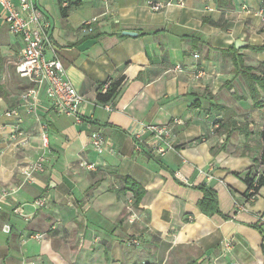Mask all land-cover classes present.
<instances>
[{"label": "crops", "instance_id": "0c3cea01", "mask_svg": "<svg viewBox=\"0 0 264 264\" xmlns=\"http://www.w3.org/2000/svg\"><path fill=\"white\" fill-rule=\"evenodd\" d=\"M34 2L50 25L47 57H59L86 103L79 120L56 114L41 88L30 107L22 95L31 83L14 70L23 44L0 17V264H264V186L247 198L242 179L262 169L264 104H254L263 92L255 84L251 95L231 58L261 76L264 0H184L160 11L146 0H63L65 17L58 0ZM120 75L108 111L97 87ZM142 123L168 126L172 147L156 153L163 146L150 133L135 141ZM43 127L48 159L29 180L22 169L45 151ZM98 130L109 142L101 153L90 146ZM123 177L143 188L137 204ZM200 186L215 191L219 213L199 209ZM44 196L28 223L11 214L20 205L32 213Z\"/></svg>", "mask_w": 264, "mask_h": 264}, {"label": "built area", "instance_id": "2783aa9c", "mask_svg": "<svg viewBox=\"0 0 264 264\" xmlns=\"http://www.w3.org/2000/svg\"><path fill=\"white\" fill-rule=\"evenodd\" d=\"M107 2L109 0H102ZM184 0H146V3L152 11H160L170 5H182ZM0 17L7 24L10 33L21 38L23 48L21 55L14 64L15 72L23 78H26L31 87L27 88L22 98L30 107H34L39 101V90L42 88L46 98L48 99L52 111L60 115L74 116L79 120V115L82 112V107L86 103L85 97L77 91L68 79L65 73L63 64L58 56L52 55L47 57V51H53L54 44L51 36L50 25L44 18L40 8L35 4L34 0H17L14 4L13 0H0ZM89 24V23H87ZM197 57L196 54H194ZM108 83L100 88L103 93L106 91ZM103 107L112 111L114 108L110 104H103ZM7 116H17L16 110L6 111ZM15 129L13 130L14 133ZM150 133L152 137L162 144L163 147H153L156 153H163L165 148H171L168 138L170 128L168 126H159L154 124H141L138 132L134 133L135 141L141 136ZM41 140L45 151L39 158L22 169L24 177L29 180L34 179V174L44 171V165L48 159L47 150L48 142L45 127L41 133ZM26 138H22L21 142H25ZM109 142L98 130L90 135V146L101 153L107 148ZM136 148L138 146L136 145ZM80 167L88 170H94L95 164L82 160L78 163ZM258 174V173H257ZM8 193L2 191L0 193V211L3 210L7 202ZM32 208V213H26L22 206L13 207L11 214L19 217L24 223H28L33 213L46 205V197H39L29 203ZM236 209H244L243 205L235 204ZM11 224L5 223L3 231L9 233ZM43 234L31 233L28 237L41 239ZM130 244H137L136 240H130ZM33 264V263H27Z\"/></svg>", "mask_w": 264, "mask_h": 264}, {"label": "trees", "instance_id": "16d2710c", "mask_svg": "<svg viewBox=\"0 0 264 264\" xmlns=\"http://www.w3.org/2000/svg\"><path fill=\"white\" fill-rule=\"evenodd\" d=\"M62 1L63 0H58L60 6L59 10L61 16L65 17L67 15L68 8L61 5ZM69 1L71 2V0ZM71 4L73 3L71 2ZM253 49L259 51L262 50V47H253ZM230 50L233 51L232 49ZM233 52L234 53L231 54V58L234 66V74H241L245 78L250 93L255 99L258 96V88L263 92V99L259 102H255L254 104V106H262L264 104V70L261 72V76L252 73L251 70L244 65L243 58L240 55L235 54V51ZM124 80V75H120L115 79L109 80L108 82H106L108 83V86L106 88V91L103 93L100 91V88L106 83L100 84L97 87L96 100L102 104L113 100ZM255 84L258 86V88L255 86ZM258 163L262 167L260 171H252L251 169H249L242 178L246 185V191L244 194L247 198L253 197L257 193V191L264 186V149L258 160ZM122 180L125 185L123 191H130L134 198V204H137L143 193V188L136 182L129 180L127 177H123ZM199 188L203 193L202 198L197 202V206L199 207V209L207 215L219 213L215 191L206 186H200ZM262 246L264 250V245Z\"/></svg>", "mask_w": 264, "mask_h": 264}, {"label": "water", "instance_id": "95a60500", "mask_svg": "<svg viewBox=\"0 0 264 264\" xmlns=\"http://www.w3.org/2000/svg\"><path fill=\"white\" fill-rule=\"evenodd\" d=\"M123 34H126V35H136V32H134V31H123L122 32Z\"/></svg>", "mask_w": 264, "mask_h": 264}, {"label": "rangeland", "instance_id": "374dc122", "mask_svg": "<svg viewBox=\"0 0 264 264\" xmlns=\"http://www.w3.org/2000/svg\"><path fill=\"white\" fill-rule=\"evenodd\" d=\"M25 167V166H24ZM27 167V166H26Z\"/></svg>", "mask_w": 264, "mask_h": 264}]
</instances>
